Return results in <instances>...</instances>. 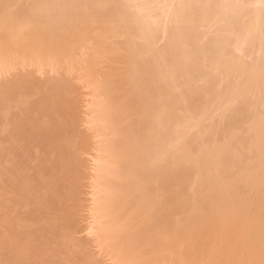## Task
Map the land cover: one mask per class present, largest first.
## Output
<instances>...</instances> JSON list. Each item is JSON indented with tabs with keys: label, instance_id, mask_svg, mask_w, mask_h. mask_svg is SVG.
<instances>
[{
	"label": "bare ground",
	"instance_id": "obj_1",
	"mask_svg": "<svg viewBox=\"0 0 264 264\" xmlns=\"http://www.w3.org/2000/svg\"><path fill=\"white\" fill-rule=\"evenodd\" d=\"M2 73L0 264H264V0H0Z\"/></svg>",
	"mask_w": 264,
	"mask_h": 264
},
{
	"label": "rangeland",
	"instance_id": "obj_2",
	"mask_svg": "<svg viewBox=\"0 0 264 264\" xmlns=\"http://www.w3.org/2000/svg\"><path fill=\"white\" fill-rule=\"evenodd\" d=\"M233 1H234V0H233ZM235 1H236V0H235ZM202 28H203V27H202ZM202 28L200 27V30H201ZM203 30H205V29L203 28ZM201 31H202V30H201ZM201 31H200V32H201ZM200 32H199V33H200ZM204 32H205V31H203V33H204ZM201 33H202V32H201ZM201 33H200V35L203 34V33H202V34H201ZM204 35H205V37H203ZM204 35L202 36V38H206L207 32H206ZM208 36H209V35H208ZM208 36H207V37H208ZM200 40L202 41L203 39H200ZM162 41H164V40L159 41V43H161ZM85 44H86V43H85ZM88 45H89V44L87 43V45H85V46H88ZM160 45H161V44H160ZM26 67H30V66H26ZM26 67H25V68H21V69H22L21 72L19 71L20 68H18V70H15L14 72H17V71H18L17 73H19V75L24 74L25 77H26V73L33 72V73H31L32 75H34V76L31 75L32 78H35V77H36L35 74L37 73V77H39V79H41L40 81H44L45 78L47 79L48 76L50 75V74L48 73V72H50V71L45 70V71H47V75L49 74L48 76H46V74H40V73H41L40 71H38V72H40V73L36 72L37 70H36V68H34V67H33L34 69H32V67H31V71H29V72H28V70H27V71H26V70H23V69H30V68H26ZM32 70H33V71H32ZM34 70H35V71H34ZM23 71H25V72L22 73ZM45 71H43V72H45ZM34 72H35V74H34ZM52 73H53V72H52ZM8 74H9V73H8ZM8 74H7V73H2V75L0 74V79H1V80L3 79V81L6 82V83L10 82L13 78H10V79H9L10 81H8ZM11 74H13V76L16 75V73H15V75H14L13 72H10V74H9L10 77H12ZM4 75H6V77H5ZM27 75H28V74H27ZM44 75H45V76H44ZM69 75H70V74H69ZM22 76H23V75H22ZM28 76L31 77L30 74H29ZM41 76H42V78L44 77L43 80H42ZM50 76H51V75H50ZM50 76H49V77H50ZM52 76H56V74L54 75V73H53ZM66 76H68V74H67ZM66 76H65V77H66ZM71 76H72V75H71ZM71 76H69V77H70V81H71L72 85H74V83H75V86H74V87H76V84H77V87H79V86H78V83H79V84H80V83L82 84V82H81L80 80H79L80 82H78V83H77L75 80L72 81L71 78H73L74 75H73L72 77H71ZM1 77H2V78H1ZM37 77H36V78H37ZM69 77H68L67 79H69ZM74 78H75V76H74ZM74 78H73V79H74ZM1 80H0V82L3 84L4 82H2ZM76 80H77V78H76ZM7 81H8V82H7ZM37 81H38V80H37ZM40 81H39V82H40ZM1 83H0V84H1ZM2 84H1V85H2ZM4 84H5V83H4ZM4 84H3V85H4ZM1 85H0V86H1ZM80 86H82V87H84V88L79 87V90H80V91H79V90H78V91L75 90L76 92H78V93L80 94V96H79L77 93H76V94L79 96V98H80L81 101L83 100L82 98H84V97L87 96V94H90L91 97H89V96H90V95H89V96L86 97V100H84V102H85V101H86L85 103L88 102V105H89V101H88V99H92V96H93V95L89 92V89H88V88H87L88 90L85 89L86 87L84 86V84H83V85H80ZM75 89H76V88H75ZM86 91H87V92H86ZM80 92H81V93L83 92L82 94H86V96L82 95V96H83V97H82ZM85 92H86V93H85ZM88 92H89V93H88ZM78 96H77V98H78ZM81 97H82V98H81ZM79 98H78V99H79ZM84 99H85V98H84ZM243 101H244V100H240L241 103H242ZM79 102H80V101H78V104H79ZM81 103H83V101H82ZM85 103H83V104L86 106ZM80 105L83 106L82 104H80ZM81 106L79 107V109L81 108ZM85 106L83 107V109L86 111L89 107H85ZM77 108H78V107H77ZM86 108H87V109H86ZM79 109H77V110H79ZM81 109H82V108H81ZM89 109H90V108H89ZM235 109H236V108H235ZM84 110H82V112H83L84 115H85ZM80 111H81V110H80ZM78 112H79V111H78ZM80 113H81V112H80ZM83 113H82V114H83ZM87 113H88V111H87ZM87 113H86V114H87ZM82 114H80V115H81V117H83V119H84V116H82ZM88 114H89V113H88ZM88 114H87V115H88ZM85 117H86V116H85ZM88 118H89V117H87V120H88ZM81 120H82V119H81ZM84 120H85V119H84ZM84 120H82V122H83ZM88 121H89V120H88ZM85 122H87V121H85ZM79 123L82 124V125H79ZM88 124H89V123H88ZM88 124H87V123L83 124V123H81V121H80V122H78V128H80V130L84 129V131L86 130V131L89 132V131L91 130V128H89L90 124H89V126H88ZM80 126H81V127H80ZM86 126H88V128H87ZM90 127H91V126H90ZM87 129H88V130H87ZM89 129H90V130H89ZM82 131H83V130H82ZM91 131H94V129L92 128ZM88 132H86V133L88 134ZM94 132H95V131H94ZM94 132H92L93 134H92L91 132H89V133H91V134H89V135H91V136H92V135H95V137H96V136H97V133L94 134ZM2 134L4 135L5 133H2ZM2 134H1V135H2ZM84 134H85V132H84ZM1 135H0L1 139H2V138L4 139V137L6 136V135H5L4 137H2L3 135H2V136H1ZM85 135H86V134H85ZM86 136H87V138L89 137L88 135H86ZM91 136H90V137H91ZM90 137H89L88 139H90ZM95 137L93 136V140H95V139H96L95 141L98 140V144H97L98 147H97V148H99V146H100L99 143H101V142H100L101 138H99L100 136H99L98 138H97V137L95 138ZM3 139H2V140H3ZM91 140H92V137H91ZM91 140H90V141H91ZM93 140H92V141H93ZM95 141H93L92 143H97V142H95ZM89 143L91 144V142H89ZM93 145L97 146L96 144H93ZM93 145L91 144V150H93V149L95 148V147L92 148ZM95 150L97 151V149H95ZM89 151H90V150H89ZM93 152H95V151H91V152H89V153H88V151H87V153L84 152L85 154L82 153V154H83L82 157H81V155H80L81 160L83 159V160L86 161V162H85V161H84V162H85V165L88 166V167H87V169H86V167H85V169H86V171H88V173H90L92 167L94 168V166L92 165L93 163H95L94 160H93V158H92V157H94V155L92 154ZM95 154H96V152H95ZM84 162H82V164H83ZM82 169H83V167H82ZM92 170H93V169H92ZM91 172H92V171H91ZM83 173L85 174V173H87V172H85V170H83ZM92 173H93V172H92ZM87 175H88V174H87ZM87 175H86V176H87ZM88 177H89V176H88ZM86 178H87V177H86ZM86 180H87V182H88V180L91 181V179H89V178H87ZM90 181H89L88 183H86V181H85L86 185H88V184L90 183ZM83 182H84V181L82 180V183H83ZM89 186H90V187H89ZM89 186L87 187L88 189L86 188V186H85V188H84V186H82V187L84 188V190H86V191L84 192L85 194H84V193H83V194L81 193V195H82L83 197H85V196L87 195V196L85 197V198H86V199H85V202L83 203L84 205H85L87 202H88V204H90V202H89L90 200H89V199H91V198H87V197H89V196H88V193H89V191H92V189L89 190V188H91V185H89ZM82 187H81V190H82ZM84 190H83V191H84ZM87 190H88V193L86 194ZM83 191H81V192H83ZM84 195H85V196H84ZM89 195L92 196L90 193H89ZM87 199H88L89 201H88ZM83 200H84V198H83ZM86 201H87V202H86ZM88 204H86V205H88ZM86 211H88V210L86 209ZM86 211H85V210H84V211H83V210L81 211L82 214H81V213H80V214L83 216V217L81 216V218H84V220H81V218H80V221L82 222L83 225H85V224L87 223L86 225L88 226L89 223H91L92 219H91V217H88L90 214L88 215L89 212H86ZM83 213H85V215H84ZM85 218H87V219H85ZM88 218H90V219H88ZM89 221H90V222H89ZM79 224L81 225V223H79ZM86 225H85V226H86ZM81 227H82V225H81ZM80 230H81V229H80ZM87 231H88V230H86V227H85V230H84V228H82V230L79 232V236H80V238L83 237V239H84L85 236L89 234V231H88V232H87ZM82 235H83V236H82ZM89 235H90V234H89ZM77 236H78V233H77ZM79 236H78V237H79ZM90 236H91V235H90ZM90 236H89V237H90ZM86 239H88V236H86ZM86 239H84V240H86ZM91 239H92V238H91ZM91 239H88V241H91V242H90L91 245H92V244L94 245V243H92V240H91ZM91 245H90V247H92V249H97L96 251H94V250L91 249V250L93 251V252H92V253H93L92 255H94V252H97V251H98V253L100 252V250H98V247L95 248V245H94V246H91ZM88 248H89V247H88ZM91 250H88V251H91ZM98 253H97V254H98ZM98 255H99V254H98ZM101 255H102V253H101ZM101 255H100V256H101ZM104 255H105V254H104ZM95 256H96V257H95L96 259H100V258H101V257H97V255H95ZM102 256H103V255H102ZM105 256H106V255H105ZM108 256H109V255H108ZM108 256H106V257H108ZM109 258H110V257H109ZM101 259H102V258H101ZM110 259H111V258H110ZM103 261H104L106 264H111V262H110L109 259H107V258H106V259L103 258ZM111 261H112V260H111ZM104 262H102V263L105 264ZM99 263H100V262H99ZM100 264H101V263H100ZM112 264H113V263H112Z\"/></svg>",
	"mask_w": 264,
	"mask_h": 264
}]
</instances>
